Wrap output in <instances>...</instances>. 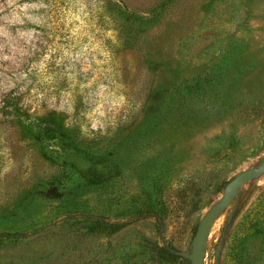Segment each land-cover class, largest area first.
Returning <instances> with one entry per match:
<instances>
[{
  "label": "rangeland",
  "instance_id": "obj_1",
  "mask_svg": "<svg viewBox=\"0 0 264 264\" xmlns=\"http://www.w3.org/2000/svg\"><path fill=\"white\" fill-rule=\"evenodd\" d=\"M263 164L264 0H0V264H191L224 192L202 264H264Z\"/></svg>",
  "mask_w": 264,
  "mask_h": 264
},
{
  "label": "trees",
  "instance_id": "obj_2",
  "mask_svg": "<svg viewBox=\"0 0 264 264\" xmlns=\"http://www.w3.org/2000/svg\"><path fill=\"white\" fill-rule=\"evenodd\" d=\"M20 96H16L13 94H6L3 98V105H2V109H3V114L4 116L8 117V121L9 123L13 124L16 122L19 123H24L26 124L31 123L33 126H37L40 128V124L37 122L38 117L36 115L32 116L30 114H28V112H26L27 107H25L24 109V105L20 103ZM95 169H93L92 174L90 175L86 187H93L96 185H100V182H98L96 175L98 173H96L94 171ZM0 235H4V236H16L17 234H13V233H7V232H1ZM171 256H175V254L170 252Z\"/></svg>",
  "mask_w": 264,
  "mask_h": 264
},
{
  "label": "water",
  "instance_id": "obj_3",
  "mask_svg": "<svg viewBox=\"0 0 264 264\" xmlns=\"http://www.w3.org/2000/svg\"><path fill=\"white\" fill-rule=\"evenodd\" d=\"M261 170H264V164L261 167ZM255 174L254 171H243L239 173L237 176L232 178L227 184L225 191L237 186L241 182H243L245 179H248L252 177ZM227 201V195L224 192V195L222 199L219 201V203L204 217V219L199 223V226L196 231V237H195V247L192 251V253L189 255V258L191 259V264H202L203 256L202 253L199 250V245L201 242V239L204 234V230L206 228V225L211 221V219L224 207L225 203Z\"/></svg>",
  "mask_w": 264,
  "mask_h": 264
}]
</instances>
